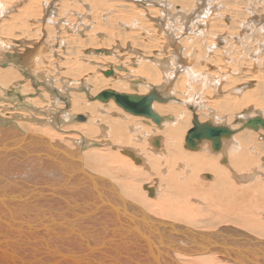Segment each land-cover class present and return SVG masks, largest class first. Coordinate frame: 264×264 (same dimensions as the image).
Masks as SVG:
<instances>
[{
	"label": "bare ground",
	"instance_id": "6f19581e",
	"mask_svg": "<svg viewBox=\"0 0 264 264\" xmlns=\"http://www.w3.org/2000/svg\"><path fill=\"white\" fill-rule=\"evenodd\" d=\"M53 1L0 0L9 32L0 36V68L41 88L0 76V257L155 264L150 242L156 264H239L219 253L191 255L168 237L232 230L264 241V129L236 133L216 155L207 141L199 152L186 148L195 117L234 131L264 120V0H57L55 9ZM44 21L52 37L26 47L23 35L47 37ZM131 74L153 85L131 83ZM126 84L135 92L153 86L140 96L156 89L168 99L153 105L160 125L95 99L107 90L130 94ZM141 212L156 230L158 222L178 227L122 241L126 214Z\"/></svg>",
	"mask_w": 264,
	"mask_h": 264
},
{
	"label": "water",
	"instance_id": "95a60500",
	"mask_svg": "<svg viewBox=\"0 0 264 264\" xmlns=\"http://www.w3.org/2000/svg\"><path fill=\"white\" fill-rule=\"evenodd\" d=\"M111 75H113L112 71H108L105 73L106 77H110ZM95 99L102 103H108L111 99H113L116 104L121 107L126 113L150 119L153 121V123L157 125H160L163 119L154 111L153 105L155 102L165 103L168 101V99H164V97H162V94L156 89H152V91H150V93L146 96L117 93L113 90H107L99 94ZM76 119L78 121H85V117L82 115L77 116ZM239 123L240 121L238 120L235 122V124ZM260 128L264 129V120L260 117L246 121L245 123H243L242 127L238 131H234L230 127L215 126L211 123H201L198 118L195 117L193 120V128L188 131V134L186 136V148L193 151L198 150L200 145L204 141H207L211 144L213 152H219L223 147V141L225 139H229L236 133L245 129L256 131ZM68 153L70 155L72 154L70 152ZM71 158L74 157L71 155ZM207 178L209 179L210 176L207 175ZM136 212H138V210ZM122 214H124V212H122ZM141 214H143L145 217L143 218L142 215H137L136 213L126 214L123 221V223L125 222V225L123 224L122 228L120 229V232L124 235V239H121L122 241L126 240L128 236L136 234L139 238L136 240V242L140 243L141 240L147 242L145 241L143 234L147 230H150L152 233L155 232L158 234L164 233H159L157 230H167L168 234V232L172 233V231L176 230V227H178L173 224L171 225L168 223L158 222L157 224H159V229L156 230V225H154L156 223H153L154 221L151 220L146 221L145 213L141 212ZM152 228L155 231H152ZM223 231L224 230L210 233L199 231L193 237L184 236V234L182 233L180 236V231H177L174 233L176 238L168 237V239L170 238L175 240L176 243L173 244H178L180 245V247L185 248L191 255L219 253L226 256L228 259L234 261L235 263L239 264H264V241L253 239L247 236L246 234H241V232L238 233L237 231ZM167 234L166 236H168ZM182 236L185 239L191 241L194 247L187 243V247L183 246L182 242L180 241V238H182ZM150 244V242L146 243L147 248L151 249V251L147 254V257L156 264V259L152 256V254H154V250L156 251V247L153 244ZM168 249L171 248L169 247ZM1 254L3 256L0 257V260L6 261L7 264H16L15 261H13L11 258L6 257L5 253H3L2 251ZM88 260H90L88 254L81 255L76 258L69 257V261L73 264H82L83 262H86ZM66 261H63V263L71 264ZM94 264L104 263L96 260L94 261Z\"/></svg>",
	"mask_w": 264,
	"mask_h": 264
},
{
	"label": "rangeland",
	"instance_id": "374dc122",
	"mask_svg": "<svg viewBox=\"0 0 264 264\" xmlns=\"http://www.w3.org/2000/svg\"><path fill=\"white\" fill-rule=\"evenodd\" d=\"M252 1H259V0H252ZM53 3H54V5H53V8L55 9L56 7H58V1L57 0H54L53 1ZM22 6H29V3H25L24 5H22ZM211 9H213V8H211L209 5L206 7V8H204V10H203V12L204 13H207V14H209V11L211 10ZM258 9H260L259 8V6H258ZM262 14H261V16H263L264 15V11L263 10H259ZM36 17L37 18H42V19H44L45 18V12H37L36 14ZM263 18H264V16H263ZM75 22H77V21H75ZM75 22H73V23H75ZM210 24V23H209ZM42 27H45V29H46V34H47V37H43V34H39V32L37 33V35L34 37V39L33 40H29L28 39V37L27 36H24L23 35V43H24V45L26 46L28 43H30V44H32V45H35V44H37V42L39 41V40H42V39H49L50 37H52V31H55L53 28H52V24H51V22H49V21H44V25L42 26ZM65 28H66V26H65ZM69 28L71 29V30H74V28H73V25H69ZM38 31V30H37ZM102 33H103V31H102ZM9 34V32H8V23H2V22H0V36H4V37H7V35ZM18 43V42H17ZM16 43V44H17ZM0 46H1V48H3L4 50H5V48L0 44ZM27 47V46H26ZM33 51H35V52H39L38 51V49H36L35 47L32 49ZM31 50V51H32ZM23 51V50H22ZM24 53L26 52L25 50L23 51ZM8 53L5 51V59H6V61H7V58H6V55H7ZM15 60H17L18 62H20L21 61V56H19V57H16L15 58ZM232 64V62H230V65ZM17 69H15L14 67H12L9 71H7V70H3V69H1L0 68V76H3V75H1L3 72H9L10 73V75H12L13 77H15V75L16 74H18V72L16 71ZM118 72H121L122 70L121 69H116ZM205 70V69H204ZM113 73H114V70H111ZM19 75V80H23L24 81V84L25 85H27V86H29L30 87V89H31V91H33V92H38V91H40L41 90V88H39V89H32V86H33V84H34V82H30V81H27L26 79H25V77H22L20 74H18ZM109 77H107V79H108ZM125 79H127L129 82H136V83H138V81L139 80H144L145 79V83L146 84H151V85H153V83H151V82H149V77H147V76H139V77H135V76H133V74H131V76L129 77V76H127V75H125ZM208 82H212V81H214V79L213 78H211V77H207V78H205ZM131 83H130V87H131ZM118 84V82H116L115 83V85H117ZM127 85V84H126ZM128 86V85H127ZM227 86H230V84H223L221 87H220V90L224 93V87H227ZM129 87V86H128ZM129 87V91H128V93H130V94H134V95H145L150 89H149V87H153V86H149V87H141L137 92H135L132 88H130ZM204 87V83H203V86H202V88ZM199 88V85H194V89H198ZM142 89H146V92L145 93H141L140 91L142 90ZM7 90H9V89H7ZM178 90H181V88L178 86ZM206 92V94H207V91H205ZM217 92V88H215L213 91H212V93H211V98H213V97H215V93ZM140 93V94H139ZM212 101V100H211ZM157 103H159V104H163V103H160V102H157ZM119 109H120V107H119ZM115 116V115H114ZM139 117V116H138ZM144 118V117H143ZM145 120H147V119H145ZM147 121H151V120H147ZM52 127V126H51ZM65 127H66V125H62L61 127H60V129L61 128H64L65 129ZM52 128H54V127H52ZM250 130V129H249ZM59 132V131H58ZM71 134V133H70ZM186 151H187V149H185ZM210 151H211V153L213 152L211 149H210ZM193 152V151H192ZM194 152H199V151H194ZM222 151H220L219 153H221ZM218 152H214V153H212V155H216ZM125 155H127V156H130V155H128V154H126L125 153ZM131 157V156H130ZM227 158H228V156H226ZM132 158V157H131ZM132 160H134L133 158H132ZM135 161V160H134ZM225 161H222V163H220V165L222 166V165H225ZM89 168H90V166L92 165V163H89V164H86ZM226 165H227V163H226ZM91 169V168H90ZM105 179H108L104 174H102V173H100ZM207 174V173H206ZM206 174L204 175L205 177H206ZM208 175V174H207ZM213 177V176H212ZM205 181L206 182H210L211 181V179L209 180V179H206L205 178ZM145 189V188H144ZM155 194V193H154ZM125 201H127V200H125ZM129 202V201H128ZM130 204H132V205H137L138 206V204H135V203H132V202H130ZM224 225V224H223ZM223 225H221L222 227H220V225H219V227H216V228H218V229H222V228H224L223 227ZM224 226H234V225H224Z\"/></svg>",
	"mask_w": 264,
	"mask_h": 264
}]
</instances>
